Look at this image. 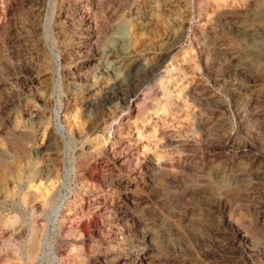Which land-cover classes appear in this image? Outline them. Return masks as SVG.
Segmentation results:
<instances>
[{
    "label": "rangeland",
    "instance_id": "374dc122",
    "mask_svg": "<svg viewBox=\"0 0 264 264\" xmlns=\"http://www.w3.org/2000/svg\"><path fill=\"white\" fill-rule=\"evenodd\" d=\"M0 264H264V0H0Z\"/></svg>",
    "mask_w": 264,
    "mask_h": 264
},
{
    "label": "bare ground",
    "instance_id": "6f19581e",
    "mask_svg": "<svg viewBox=\"0 0 264 264\" xmlns=\"http://www.w3.org/2000/svg\"><path fill=\"white\" fill-rule=\"evenodd\" d=\"M32 241V240H31ZM38 241V240H37ZM37 245H36V242L35 241H33L32 243H31V245H30V251H31V253H36L35 251H36V247ZM38 250V249H37ZM30 253V254H31Z\"/></svg>",
    "mask_w": 264,
    "mask_h": 264
}]
</instances>
